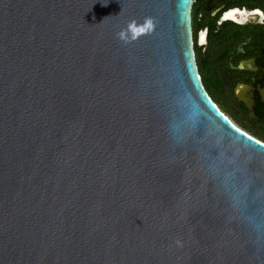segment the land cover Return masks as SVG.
I'll return each instance as SVG.
<instances>
[{"label": "water", "instance_id": "obj_1", "mask_svg": "<svg viewBox=\"0 0 264 264\" xmlns=\"http://www.w3.org/2000/svg\"><path fill=\"white\" fill-rule=\"evenodd\" d=\"M193 4L0 0V264H264V142L206 91Z\"/></svg>", "mask_w": 264, "mask_h": 264}, {"label": "flooded vegetation", "instance_id": "obj_2", "mask_svg": "<svg viewBox=\"0 0 264 264\" xmlns=\"http://www.w3.org/2000/svg\"><path fill=\"white\" fill-rule=\"evenodd\" d=\"M196 9L193 43L203 85L214 79L234 117L225 115L264 141V0H198Z\"/></svg>", "mask_w": 264, "mask_h": 264}, {"label": "trees", "instance_id": "obj_3", "mask_svg": "<svg viewBox=\"0 0 264 264\" xmlns=\"http://www.w3.org/2000/svg\"><path fill=\"white\" fill-rule=\"evenodd\" d=\"M197 2H198V0H194V4L192 7V11H191L193 29L195 27L196 21L198 20V12L196 9L197 8ZM245 3H246V1H245ZM197 66H198L199 74L201 76V62H200L199 57H197ZM201 79H202V76H201ZM204 87H205L206 91L208 92L209 96L211 97V99L213 100V102L218 105V107L221 109V111L224 114H225V112H229L234 117L233 113L229 109V106H225L223 100L220 98L219 94L217 93L215 80L211 79V78L207 79L204 82ZM261 142H264V141H261Z\"/></svg>", "mask_w": 264, "mask_h": 264}, {"label": "clouds", "instance_id": "obj_4", "mask_svg": "<svg viewBox=\"0 0 264 264\" xmlns=\"http://www.w3.org/2000/svg\"><path fill=\"white\" fill-rule=\"evenodd\" d=\"M154 28V22L151 18H146L143 23L135 20L130 21L126 28L121 30L117 36L121 41L128 43L134 41L140 36L150 33Z\"/></svg>", "mask_w": 264, "mask_h": 264}, {"label": "rangeland", "instance_id": "obj_5", "mask_svg": "<svg viewBox=\"0 0 264 264\" xmlns=\"http://www.w3.org/2000/svg\"><path fill=\"white\" fill-rule=\"evenodd\" d=\"M248 133V132H247ZM248 134H250V133H248ZM251 135V134H250ZM252 136V135H251Z\"/></svg>", "mask_w": 264, "mask_h": 264}]
</instances>
